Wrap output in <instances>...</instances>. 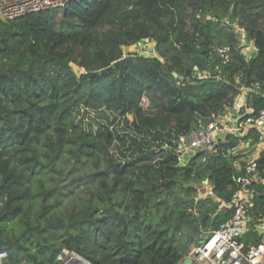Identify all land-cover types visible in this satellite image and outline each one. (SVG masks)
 Masks as SVG:
<instances>
[{
    "label": "trees",
    "instance_id": "obj_1",
    "mask_svg": "<svg viewBox=\"0 0 264 264\" xmlns=\"http://www.w3.org/2000/svg\"><path fill=\"white\" fill-rule=\"evenodd\" d=\"M235 1L70 0L61 20L60 9L0 19V248L8 251L6 264H65L64 250L91 264H184L201 233L232 216L219 201L230 200L237 188L238 155L228 150L238 140L229 136L217 153L205 160L197 154L186 165L176 151L178 137L223 111L240 84L258 83L252 101L264 107V30L251 12L256 2L264 8V0ZM224 19L246 29L258 49L254 57ZM146 39L170 61L168 76L190 101L188 111L148 113L138 93L129 118L122 66L111 64L125 47ZM224 45L231 47L230 63L212 54ZM72 63L86 71L111 67L81 80ZM198 71L209 76L199 78ZM60 173L83 179L80 192L72 184L67 193L59 188ZM205 179L216 198L195 205V183ZM257 189L255 214L264 212V185ZM71 194L78 196L69 210L61 204ZM38 197L44 202L36 209ZM252 236L258 239L253 232L246 239Z\"/></svg>",
    "mask_w": 264,
    "mask_h": 264
},
{
    "label": "built area",
    "instance_id": "obj_2",
    "mask_svg": "<svg viewBox=\"0 0 264 264\" xmlns=\"http://www.w3.org/2000/svg\"><path fill=\"white\" fill-rule=\"evenodd\" d=\"M70 0H0V19L12 20L31 12L51 9L62 10ZM198 14V18H200ZM223 24L238 33L239 45L248 58L254 57L258 49L246 29L237 22L224 19ZM143 41L139 42L141 45ZM152 41L151 47H142V52L157 57V49ZM153 44V45H152ZM197 47L200 46L197 42ZM213 55L224 63L232 62L229 45L213 48ZM197 77L209 76L207 71H198ZM258 83L240 84L233 102L219 113H213L206 119L200 118L195 128L188 134L178 137L176 151L180 164L186 165L197 154L205 160L208 154L217 153L220 147L235 137L238 143L228 152L238 155L235 166L238 174L234 180L237 188L231 199L220 200L219 208L233 209L232 216L216 229L204 230L194 243L190 253L192 264H264V212L255 214V202L259 194L257 187L264 185V164L260 158L264 155V107L257 109L252 101L258 92ZM256 152L251 155L252 150ZM204 197L216 198L209 180L206 181ZM253 232L258 237L246 239ZM8 251L0 248V264H6ZM63 260V259H62ZM66 261V260H64ZM91 264V263H90Z\"/></svg>",
    "mask_w": 264,
    "mask_h": 264
},
{
    "label": "rangeland",
    "instance_id": "obj_3",
    "mask_svg": "<svg viewBox=\"0 0 264 264\" xmlns=\"http://www.w3.org/2000/svg\"><path fill=\"white\" fill-rule=\"evenodd\" d=\"M230 1H233V3L236 2L235 0ZM254 5L255 7L251 10V12L254 14V18L259 19L257 21L258 27L264 30V8L260 6L259 2L254 3ZM62 13V10L58 12L57 20H61ZM195 24V19H188V28L190 30L195 29ZM237 25L241 26L239 22H237ZM152 41V39H146L143 40V43L141 45L138 43L125 47L123 56L121 57L126 58V62L121 67L120 76L125 81L127 94V101L125 107L130 119H134V113L131 111V103L133 102V100H135V97L138 93L142 95L141 105L148 111V113L158 114L160 117H163L168 110L188 111L189 106L191 104L190 101L187 100V98L184 96L180 88L179 82H176L168 76L170 74V61H168L166 59V56H164L160 52L159 48L157 47V43L153 44L157 49V57L159 58V60H155L152 58L155 57V55L152 56L142 52L143 49L141 46L143 45L144 47H151ZM113 63L111 64V66H113ZM72 65L78 73H80L81 71H85L84 68L77 70V64L75 63H72ZM177 77L179 78L180 76L178 75ZM239 82L240 79L237 78V83ZM176 124L177 123L173 120L170 125V129L175 130L177 128ZM84 174L85 172H83L82 175L86 176ZM55 177L57 179L56 182H54L58 185L59 188L64 189V192L66 193V186L72 184L74 187H76L80 183L84 184L83 179L78 182L76 181L74 176L69 177L68 175H66V173L55 174ZM207 180L208 179H205L203 181L195 183V186L199 192L195 196V205H198L200 200L206 198L204 197V192L206 190ZM36 183H38V181H36ZM82 186H77L78 189H76L75 191H77V193L80 192ZM87 194L88 193H86V195ZM77 196V194H71V196L63 195V202L61 206L65 208H69L68 206L72 207L75 203H77ZM52 200L53 199L50 198L47 201L49 202ZM43 202L44 201L41 197L36 198L34 204L36 209H39L40 205L43 204ZM70 209L71 208H69V210ZM249 239H254V236L249 237ZM193 245L194 243L189 248L187 255L190 253ZM68 252L70 255H73V253H75L71 251Z\"/></svg>",
    "mask_w": 264,
    "mask_h": 264
},
{
    "label": "water",
    "instance_id": "obj_4",
    "mask_svg": "<svg viewBox=\"0 0 264 264\" xmlns=\"http://www.w3.org/2000/svg\"><path fill=\"white\" fill-rule=\"evenodd\" d=\"M6 21V20H4ZM126 62V58H120L118 60H116L113 63V66L115 67H121L124 65V63ZM111 66H108L106 68H102L101 70L98 71H81L79 73V77L81 80L87 79V78H92L98 74H103L105 73ZM175 76H178L177 73H174ZM180 80H184L185 78L183 76L179 77ZM81 258H83L82 256L73 253V255H70L69 252L67 250H64L61 254V259L66 260L65 264H83ZM86 260V259H85ZM89 262V261H88ZM90 263V262H89ZM184 264H192V259L190 257L185 258L184 260Z\"/></svg>",
    "mask_w": 264,
    "mask_h": 264
},
{
    "label": "bare ground",
    "instance_id": "obj_5",
    "mask_svg": "<svg viewBox=\"0 0 264 264\" xmlns=\"http://www.w3.org/2000/svg\"><path fill=\"white\" fill-rule=\"evenodd\" d=\"M83 264H90L87 260H85L84 258H81Z\"/></svg>",
    "mask_w": 264,
    "mask_h": 264
}]
</instances>
